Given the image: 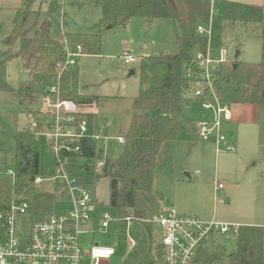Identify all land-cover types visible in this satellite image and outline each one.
Listing matches in <instances>:
<instances>
[{
    "label": "trees",
    "instance_id": "1",
    "mask_svg": "<svg viewBox=\"0 0 264 264\" xmlns=\"http://www.w3.org/2000/svg\"><path fill=\"white\" fill-rule=\"evenodd\" d=\"M35 1L25 0L24 6L18 7L11 32L3 39L6 49L0 51V92L7 94L9 103L36 105L41 104V97L55 86L60 99L73 100L81 107L77 114L88 119V130L84 135L66 138L64 143L77 149L70 152L62 149L58 155L54 153L53 168L43 172L41 137L54 151L50 147L51 140L41 132L39 137L38 130L48 125L50 115L44 122L38 117L39 128L35 130L31 127L16 129L13 159L0 158V213H8L12 201L17 196H25L31 202L29 212L33 219L42 220L53 214L55 204L68 195L66 185L57 180L53 184L49 180L36 184L35 180L38 176L47 179L56 175L61 161L66 160L64 167L78 186L90 185L102 177L109 179L113 219L102 241L115 246V256L123 258L128 251L126 247L129 249L127 217H131L148 226L151 248L142 264H158L164 259L163 245H158L154 254L153 229L146 220L154 219L169 207V200L154 188V181L161 176L173 177L175 143L184 131L190 146L200 139L197 119L187 116L197 112L198 107L200 110L196 98L189 95L199 80L196 54L199 51L205 54L210 45L213 56L217 57L222 47L228 50L242 28L248 35L260 37L263 41L262 62L228 61L221 64L215 79L220 98L230 104L235 115L245 109L256 113L255 110L264 106V10L260 5L230 0H90L92 6L102 10V16L95 24L97 31L63 33L59 37L52 29L54 17L59 12L63 15L61 25L65 23L66 13L61 10V4L52 1L44 16L33 9ZM133 18L144 22L168 20L176 34L177 51L172 55L141 58L140 88L133 99V114L124 135L125 142L118 141L124 148L117 158H110L105 154V141L99 143L94 138L99 129L98 117L82 109L98 98L80 91L79 64L64 67V41L67 40L71 48L82 45L87 54L98 55L103 43L102 30L126 27ZM199 24L211 25V38L198 34ZM14 58L23 60L28 74L18 89L8 81V63ZM13 117L17 121L16 115ZM5 127L0 120V132L7 131ZM104 133L108 137L106 131ZM98 160L104 161L100 172L96 171ZM101 215L94 212L96 226ZM223 237L225 239L226 235L217 234L203 244L193 263L214 264L218 258L211 247ZM235 240L236 249L228 255L229 264H264L263 226L240 225Z\"/></svg>",
    "mask_w": 264,
    "mask_h": 264
},
{
    "label": "rangeland",
    "instance_id": "2",
    "mask_svg": "<svg viewBox=\"0 0 264 264\" xmlns=\"http://www.w3.org/2000/svg\"><path fill=\"white\" fill-rule=\"evenodd\" d=\"M52 1L54 0H36L32 7L46 16ZM57 2L61 4V10L65 11L63 13H66V18L65 23L61 25L62 13L55 15L52 29L55 36L97 31L95 24L100 20L102 10L92 6L90 0ZM24 3L25 0H0V51L6 49L3 39L10 34L16 10L23 7ZM102 35L101 54L91 55L84 51L85 54L79 58L80 88L83 92L100 95L98 97L102 101L104 99L98 111L110 120L108 134L106 133L108 138L104 140L105 154L110 158H117L124 146L118 143L116 136L126 133L133 114V99L140 88V60L144 56L175 54L176 34L166 19L144 22L140 18H133L126 27L106 28L102 30ZM262 47L263 41L260 37L248 35L242 28L237 38L228 46L229 61L238 59L245 63H260ZM124 48L131 51L136 57V62L125 63L122 58ZM238 49L241 54L235 58ZM26 71L20 58H14L8 63V81L12 87L18 89L21 82L28 78ZM6 97L7 94L0 92V120L7 129L0 132V158L7 157L12 160L16 151V129L31 127L35 130L39 128L38 117H42L44 122L48 114H45V105L42 108V104H13L7 102ZM92 111L95 112L96 107H93ZM255 111V122L244 123L249 121L250 116L246 115L243 120H238L239 115H234L233 112L234 118L225 124L229 134L228 141L234 146L232 151L222 145L221 150L217 152L215 144L200 139L194 140L190 146L187 133L183 132L175 143L173 177L161 176L154 181V188L160 190L169 200V206L178 204L183 215L198 217L204 221L217 219L222 222H251L264 227V106ZM96 115L101 117L97 113ZM200 115L199 107L197 112L187 114L192 119H199ZM235 118L238 121H234ZM42 131H45V127L38 130L39 137V132ZM54 161V152L49 148L47 140L41 137L42 171L53 168ZM103 165L104 161L98 160L96 171L100 172ZM216 180L225 184V188L219 192L215 190ZM49 183L55 182L51 180ZM82 187L91 194L97 213L113 214V208L109 205L108 178L102 177L95 183ZM69 205L70 199L67 195L55 204V211L64 210ZM146 223L153 229L155 254L156 247L161 244L160 228L155 221L146 220ZM128 224V237L133 239L136 245L129 249L126 247L128 251L123 258L113 256L109 264H142L149 254L151 244L148 226L137 220ZM105 237V234H96L95 242L100 239L99 242L104 243L102 239ZM83 238L87 239L83 241L86 246L93 242L92 235ZM217 242V245L215 243L211 247L218 258L214 264H229L228 255L236 249L235 236L228 234L225 239L218 238ZM158 264L166 263L162 259Z\"/></svg>",
    "mask_w": 264,
    "mask_h": 264
},
{
    "label": "built area",
    "instance_id": "3",
    "mask_svg": "<svg viewBox=\"0 0 264 264\" xmlns=\"http://www.w3.org/2000/svg\"><path fill=\"white\" fill-rule=\"evenodd\" d=\"M200 35L212 36L211 25L199 24ZM65 66L79 64V58L85 54L82 45L71 48L65 40ZM210 45L207 52H197L196 61L199 65V80L192 86L189 95L199 103L201 116L196 120L197 135L200 140L209 141L216 146L222 145L234 150L228 141L225 124L233 119V110L229 103L223 101L215 87L216 72L221 64L229 61L228 50L222 47L218 56L214 57ZM122 58L125 63L136 62L130 50L124 48ZM42 108L50 120L41 135L51 140V148L56 155L60 150L68 152L77 149L64 143L66 138L84 135L88 130V119L78 116L81 107L69 99H60L57 87H51L41 97ZM47 111V112H46ZM104 127L100 126L94 138L100 143L106 138ZM120 143L124 137H117ZM62 160L56 175L44 179L38 176L36 184L43 180H60L66 185L70 205L64 210L55 211L48 218L37 220L30 215L31 202L25 196H17L11 203L8 213H0V264H109L115 256L116 248L112 245L95 242V235L107 233L112 215L105 212L96 226L94 222V203L91 194L74 183ZM11 172V171H10ZM216 191L225 188V184L216 180ZM128 222L132 221L127 217ZM160 228L161 244L163 245L166 264H192L203 244L217 234L237 235L241 224L222 222L216 219L204 221L198 217L183 215L173 207H167L160 215L152 219ZM92 235L90 246L84 245V236ZM83 238V239H82ZM89 238V237H88ZM90 240V238H89ZM104 240V239H102ZM90 242V241H89ZM130 247L136 245L128 237Z\"/></svg>",
    "mask_w": 264,
    "mask_h": 264
},
{
    "label": "crops",
    "instance_id": "4",
    "mask_svg": "<svg viewBox=\"0 0 264 264\" xmlns=\"http://www.w3.org/2000/svg\"><path fill=\"white\" fill-rule=\"evenodd\" d=\"M230 1H235V2H239V3H246V4H255V5H260V6H262V8H263V10H264V0H230ZM64 8V7H63ZM65 12V11H64ZM240 55V54H239ZM79 67H80V63H79ZM80 82H81V75H80ZM80 88V87H79ZM80 91L82 92V93H85V94H89V95H92V96H95V97H97L98 98V100H95L93 103H92V105H90V106H85V107H82V109H83V111L84 112H86V113H88V114H95L96 115V113L99 115V116H101V117H98L97 115V117H98V125H99V127L100 126H102V127H104V129H105V131H106V133L108 134V130H109V126H110V120H107L108 119V117L107 116H105L104 114H101V113H99V111H98V108H99V106H100V104L104 101V99H103V101L102 100H100L99 99V97L98 96H100V95H96V94H93V93H86V92H83L82 90H81V88H80ZM93 107L95 108L96 107V111L95 112H93L92 110H93ZM240 115H241V117H240V115H239V119L238 120H243L244 118H246L245 116L247 115V116H250V119H249V121L248 122H244V123H249V122H255L256 121V116L254 117V112H247V110H244V112H242V113H239ZM234 115H235V113H234ZM107 118V119H106ZM234 118V117H233ZM236 118H235V120L234 121H238ZM231 122V121H230ZM230 122H228V123H230ZM226 129V128H225ZM127 131V130H126ZM228 132V131H227ZM124 135H125V133L124 134H122V135H118V136H116V138L117 137H124ZM229 135V134H228ZM213 145V144H212ZM215 186H216V182H215ZM215 190H216V188H215ZM171 206H173V207H175L177 210H178V212H180V213H182V211H180V206H178V204L177 205H171ZM94 212H96L95 211V209H94ZM100 214H102V213H100ZM214 218V217H213ZM217 220V219H216ZM226 222H228V221H226ZM233 223H238V224H241V225H256V223H251V222H247V223H240V222H233ZM256 226H260V225H256ZM160 239H161V237H160ZM161 241V240H160ZM129 248H130V246H129Z\"/></svg>",
    "mask_w": 264,
    "mask_h": 264
},
{
    "label": "water",
    "instance_id": "5",
    "mask_svg": "<svg viewBox=\"0 0 264 264\" xmlns=\"http://www.w3.org/2000/svg\"><path fill=\"white\" fill-rule=\"evenodd\" d=\"M239 54H240V50H237L235 53V58H237L239 56ZM235 66H237V65H235ZM187 175H189V173H187Z\"/></svg>",
    "mask_w": 264,
    "mask_h": 264
}]
</instances>
